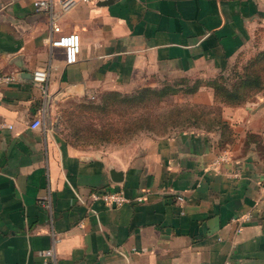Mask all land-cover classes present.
Wrapping results in <instances>:
<instances>
[{
    "label": "crops",
    "instance_id": "crops-1",
    "mask_svg": "<svg viewBox=\"0 0 264 264\" xmlns=\"http://www.w3.org/2000/svg\"><path fill=\"white\" fill-rule=\"evenodd\" d=\"M100 1L49 15L33 0H0V73L13 76L0 84V264H264V85L241 105H216L223 127L139 149L81 148L62 134L104 92L227 69L264 34V0ZM51 17L79 37L72 64L42 43ZM188 97L213 105L202 82ZM116 190L120 206L86 200Z\"/></svg>",
    "mask_w": 264,
    "mask_h": 264
},
{
    "label": "trees",
    "instance_id": "trees-1",
    "mask_svg": "<svg viewBox=\"0 0 264 264\" xmlns=\"http://www.w3.org/2000/svg\"><path fill=\"white\" fill-rule=\"evenodd\" d=\"M230 77L224 78L218 74L211 79L203 80L202 83L212 91L213 105L204 106L197 104H185L175 106L167 113L171 115H160L154 113L155 105L167 95L174 93L169 86L161 87H140L128 94H121L115 91L105 92L97 101L78 105L77 118L81 121L80 133H89L99 138L110 136L117 132L116 124L118 118H113L114 111L120 109L122 113L129 110H136L133 117L126 116L118 125L121 132L130 133L133 129H165L168 125L190 122L197 128L211 129L216 125L221 127L224 124L219 120V111L216 105L238 106L247 99L258 93L264 85V48L247 58L246 62L238 69L230 72ZM200 82L188 87L185 91L193 93ZM169 87V88H168ZM110 113V118H104V114ZM169 116V117H168ZM164 119V120H163ZM162 120V121H161ZM160 125V126H157ZM117 127V128H118ZM157 131V130H156ZM87 135V134H86Z\"/></svg>",
    "mask_w": 264,
    "mask_h": 264
},
{
    "label": "rangeland",
    "instance_id": "rangeland-1",
    "mask_svg": "<svg viewBox=\"0 0 264 264\" xmlns=\"http://www.w3.org/2000/svg\"><path fill=\"white\" fill-rule=\"evenodd\" d=\"M256 35L259 37H262L260 42L256 43ZM258 37V38H259ZM264 45V34L263 32L257 31L255 32L254 40L248 49L244 50L234 61L232 65H230L227 69L219 72L224 76V78H229L230 72L234 69H238L244 62H246L247 58L251 57L254 53L257 51H260V46ZM263 49V48H262ZM218 73V74H219ZM218 74L214 75L213 77H216ZM212 77V78H213ZM211 79V78H210ZM202 82L201 79L198 78H189V77H180L171 79L169 81H165L163 85L169 86L172 90H174L173 94L167 95L164 100H161V102L157 103L154 108V113H158L160 115L166 116L171 115V113H167L168 110H173L175 106L185 105V104H191L188 102L189 94L185 90L194 85L196 82ZM161 85V86H163ZM159 86V87H161ZM168 87V88H169ZM105 94H99L96 98L91 99L93 101H97V99ZM123 94V93H121ZM113 118H118V124H116V130L117 132L110 134L111 130L108 131V134L110 136H105L106 139H103V137L99 138L97 136H93L89 133H80L79 127L81 125L82 120H78L77 116L75 119L71 121L65 122V125L63 127L62 134L66 138V140L71 143L72 145L76 147L81 148H89L92 150H102V151H111V150H125L128 148H134L135 145H137V148H140V145H143L145 141L147 140H154L156 138L167 136L172 133L178 132V131H188L192 129H198L196 126H194L190 122H184V123H176L174 126L168 125L163 130H158L157 128H150V129H133L130 133L126 134L124 132H121L118 125L120 126L119 122L122 121L126 116L133 117L136 114V110H129L128 113H125V111L122 113V111L119 109H116L114 112ZM104 118H110L112 115L110 113L104 114ZM169 117V116H168ZM164 120V119H163ZM162 121V120H161ZM160 126V125H157ZM118 127V128H117ZM157 130V131H156Z\"/></svg>",
    "mask_w": 264,
    "mask_h": 264
},
{
    "label": "built area",
    "instance_id": "built-area-1",
    "mask_svg": "<svg viewBox=\"0 0 264 264\" xmlns=\"http://www.w3.org/2000/svg\"><path fill=\"white\" fill-rule=\"evenodd\" d=\"M96 0H33L32 7L36 12H46L52 14V10L56 8L59 14H64L77 3L91 4ZM49 33L42 38V43L49 47H58L62 51L63 62L65 65L72 64L76 61L79 51V37L75 32H61L54 18H50ZM46 79V72L43 69H36L31 72V81L34 84L42 85ZM13 80V76L0 73V84L7 83ZM40 120L35 118L29 124L30 128L40 126ZM227 153L221 152L210 163L211 169H217L219 164L227 159ZM181 201V197H176ZM88 202L100 201L103 205L109 207H117L128 201L121 190L116 191H91L87 194ZM136 201H141L140 197L135 198ZM45 257L51 256V250L42 251Z\"/></svg>",
    "mask_w": 264,
    "mask_h": 264
},
{
    "label": "water",
    "instance_id": "water-1",
    "mask_svg": "<svg viewBox=\"0 0 264 264\" xmlns=\"http://www.w3.org/2000/svg\"><path fill=\"white\" fill-rule=\"evenodd\" d=\"M111 1H112V0H101V1L99 2V4H101V5H105V4L110 3ZM109 175H110L112 181L117 182V181L120 180V177L118 176L119 174L113 172L112 170L109 171Z\"/></svg>",
    "mask_w": 264,
    "mask_h": 264
}]
</instances>
